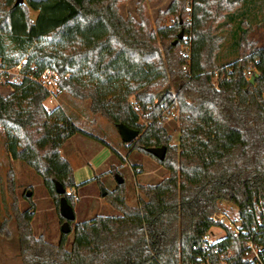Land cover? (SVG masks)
Wrapping results in <instances>:
<instances>
[{
	"label": "trees",
	"instance_id": "trees-1",
	"mask_svg": "<svg viewBox=\"0 0 264 264\" xmlns=\"http://www.w3.org/2000/svg\"><path fill=\"white\" fill-rule=\"evenodd\" d=\"M123 1L0 0L3 65L25 59L27 69H55L63 92L90 100L91 112L115 126L139 130L132 146L169 171L161 182L140 186L146 198L140 206L128 205L124 183L118 184L107 198L122 215H97L73 229L63 218L57 244L36 237L33 209L20 212L14 201L23 264H202L205 255L225 252L237 239L227 231L202 247L222 201L238 206L241 238L260 246L264 258V46L248 38L264 0H173L168 12L179 17L191 3V25L177 45L165 42L177 37L174 24L155 35L144 17H123ZM10 86L8 95L0 93L7 153L41 175L59 208L62 199L71 203L68 189L79 184L61 148L78 132L92 135L61 104L48 110L49 92L40 84ZM171 118L179 123L177 143ZM164 145V160L147 151ZM55 181L64 194L56 193ZM243 249L234 264H252Z\"/></svg>",
	"mask_w": 264,
	"mask_h": 264
},
{
	"label": "rangeland",
	"instance_id": "rangeland-1",
	"mask_svg": "<svg viewBox=\"0 0 264 264\" xmlns=\"http://www.w3.org/2000/svg\"><path fill=\"white\" fill-rule=\"evenodd\" d=\"M23 2L26 3L27 0ZM172 3L173 0H124L119 8L125 18L132 17L141 21V17H144L145 23L148 22V31L155 35L160 26L173 24L177 27L175 35H178L182 29L185 33V27L188 29L191 25V3L186 4V11L182 17L168 12ZM30 13L31 18L35 19L37 12L31 10ZM257 18L258 21L252 27L248 38L264 46V10L261 7ZM178 20L181 22L179 26L177 25ZM176 38L172 37L165 42L170 43ZM187 40L186 37L181 50H186ZM158 41L160 42V39ZM10 92L9 84H0V93L6 96ZM55 100L53 103L45 101L48 110L61 104L75 124L92 135L78 132L61 148L63 156L71 162L79 184L78 188L68 189L72 200L69 204L73 205L75 213V220L71 223L72 229L75 224L89 221L97 215H122V212L117 210L107 198L108 194L118 186L115 179L116 173L124 178L126 201L130 206H140L141 202L146 199L140 186L155 185L169 174L166 167L156 158L136 147V144L132 146V142L124 143L117 127L112 122L102 114L91 112L90 100L76 99L63 92L61 87L56 93ZM167 122L173 142L177 143L179 123L172 118ZM5 144L6 132L0 126V264H23L15 219L14 216L11 217V204L16 201L20 212L33 209L31 224L33 233L36 237L42 236L53 244L59 243L61 239L63 217L56 198L50 194L41 175L23 161L13 159L7 153ZM11 176L12 180H10ZM29 191L32 195L28 197L27 192ZM103 191L106 195H103ZM218 207L219 209L213 215L219 217L224 215L221 218L223 224L238 222L240 210L235 203L222 201ZM213 230L210 241L225 235L220 226L214 227ZM228 232L231 231L228 230ZM73 238L74 232H71L67 242L68 247L71 246ZM246 246L247 241L244 238L233 240L230 248L223 253L226 264H234L236 253L241 247L243 249Z\"/></svg>",
	"mask_w": 264,
	"mask_h": 264
},
{
	"label": "built area",
	"instance_id": "built-area-1",
	"mask_svg": "<svg viewBox=\"0 0 264 264\" xmlns=\"http://www.w3.org/2000/svg\"><path fill=\"white\" fill-rule=\"evenodd\" d=\"M183 55L184 57H188L187 52H184ZM24 65L25 62L22 61L16 66L7 67L0 61V84L11 85L12 83H22L25 80H30L47 89L49 92V97L47 100L51 103L55 102L56 93L60 91V82L63 79L62 75L51 67L41 69L38 65L31 64L27 69ZM245 73L248 79L253 76L251 69L245 70ZM223 217L224 215H221V217L213 215L212 219L216 225L213 226L203 237V248L207 249L208 246H211L216 241L222 240L227 234L226 231L228 230L234 233L238 239L241 238L240 228L244 220L239 217L237 223L228 222L223 224L221 219ZM217 226H220L223 229L225 235H222L217 240L210 241V237L214 232L213 228ZM223 253L224 252L221 253L219 249H215L213 254H207L204 256L202 264H226V260L223 258ZM245 259L252 262V264H264L262 248L258 246L253 240H247Z\"/></svg>",
	"mask_w": 264,
	"mask_h": 264
},
{
	"label": "water",
	"instance_id": "water-1",
	"mask_svg": "<svg viewBox=\"0 0 264 264\" xmlns=\"http://www.w3.org/2000/svg\"><path fill=\"white\" fill-rule=\"evenodd\" d=\"M17 3H23V0H17ZM184 37V30L182 29L178 35L177 38L173 41V45H177L178 42ZM255 75L251 77L250 81L254 82ZM118 132L120 133V136L125 143H131L133 140H135L139 136V130L133 129L129 127L128 125L124 123H119L116 125ZM148 152H150L152 155L157 157L160 160H164L166 153H167V147L159 146V147H150L147 149ZM115 179L118 184L124 183V178L119 174H115ZM55 191L58 194H64L66 192V188L64 185L59 182L55 181ZM32 192H27V196H31ZM103 195H106V192L103 191ZM60 214L61 216L66 219L67 221H74L75 220V213L73 211V207L71 204H69L65 199L61 200L60 204Z\"/></svg>",
	"mask_w": 264,
	"mask_h": 264
},
{
	"label": "crops",
	"instance_id": "crops-1",
	"mask_svg": "<svg viewBox=\"0 0 264 264\" xmlns=\"http://www.w3.org/2000/svg\"><path fill=\"white\" fill-rule=\"evenodd\" d=\"M77 183H78V180L76 179Z\"/></svg>",
	"mask_w": 264,
	"mask_h": 264
},
{
	"label": "bare ground",
	"instance_id": "bare-ground-1",
	"mask_svg": "<svg viewBox=\"0 0 264 264\" xmlns=\"http://www.w3.org/2000/svg\"><path fill=\"white\" fill-rule=\"evenodd\" d=\"M251 79V78H250Z\"/></svg>",
	"mask_w": 264,
	"mask_h": 264
}]
</instances>
